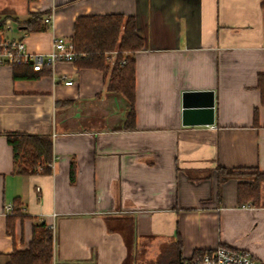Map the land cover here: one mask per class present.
<instances>
[{
	"label": "crops",
	"instance_id": "0c3cea01",
	"mask_svg": "<svg viewBox=\"0 0 264 264\" xmlns=\"http://www.w3.org/2000/svg\"><path fill=\"white\" fill-rule=\"evenodd\" d=\"M263 1L0 0V36L33 53L72 38L81 16L133 17L144 41L134 121L108 89L111 69L63 63L14 79L0 65V264L28 248L39 224L53 228V264H155L177 234L186 259L225 246L264 264V183L260 206L241 207V180L218 177L264 172ZM33 13L52 24L26 31ZM201 92L213 93V112L185 106L186 93ZM10 132L50 136L51 173H17Z\"/></svg>",
	"mask_w": 264,
	"mask_h": 264
},
{
	"label": "trees",
	"instance_id": "16d2710c",
	"mask_svg": "<svg viewBox=\"0 0 264 264\" xmlns=\"http://www.w3.org/2000/svg\"><path fill=\"white\" fill-rule=\"evenodd\" d=\"M264 8V1L262 4ZM45 13H33L29 21L24 23L26 31L45 29L41 26ZM2 23L0 24V29ZM1 37V36H0ZM77 54L74 64L78 68L97 69L106 75L111 69L108 89L121 94L128 102L129 120L135 119L136 100V61L134 55L144 47V41L137 31L133 17L123 15L81 16L74 24V35L71 38ZM117 52L114 64L110 63L109 54ZM42 72H34L32 67L24 65L13 66L14 79H36ZM258 89L261 92L264 105V74L258 77ZM257 115L255 114V119ZM7 142L13 150L14 163L17 173L29 175L36 173H51L53 163V141L50 136L31 135L10 132L6 134ZM219 183L230 178L241 181L238 184V205L259 207L261 203V185L264 183V172L229 170L220 168ZM76 179L74 165L71 167V183ZM15 214L7 218L8 229H13ZM183 240L177 234L175 240L158 256L155 264H200L204 256L211 251H195L193 256L186 259L182 255ZM54 235L46 224L35 225L33 238L28 248L23 251L15 250L8 264H53Z\"/></svg>",
	"mask_w": 264,
	"mask_h": 264
},
{
	"label": "built area",
	"instance_id": "2783aa9c",
	"mask_svg": "<svg viewBox=\"0 0 264 264\" xmlns=\"http://www.w3.org/2000/svg\"><path fill=\"white\" fill-rule=\"evenodd\" d=\"M45 24L51 25L53 16L44 19ZM77 54L71 38L56 37L52 49L48 53H33L28 50L26 41L11 40L0 37V65H24L32 67L34 72H42L45 67H55L58 64L74 63ZM117 58V52L109 54V60ZM115 60L112 64L115 63ZM110 62V63H111ZM73 81H66V86H72ZM245 207H251L249 205ZM8 210H12L9 207ZM51 230L52 226L49 227ZM200 264H263L250 252L238 251L225 246H219L214 251L207 253Z\"/></svg>",
	"mask_w": 264,
	"mask_h": 264
},
{
	"label": "water",
	"instance_id": "95a60500",
	"mask_svg": "<svg viewBox=\"0 0 264 264\" xmlns=\"http://www.w3.org/2000/svg\"><path fill=\"white\" fill-rule=\"evenodd\" d=\"M185 106H201V107H207L211 109L210 113L213 112V106H214V99H213V93L212 92H201V93H186L185 94ZM209 111H198L199 113H206L209 114ZM180 264H185L184 262H181Z\"/></svg>",
	"mask_w": 264,
	"mask_h": 264
},
{
	"label": "rangeland",
	"instance_id": "374dc122",
	"mask_svg": "<svg viewBox=\"0 0 264 264\" xmlns=\"http://www.w3.org/2000/svg\"><path fill=\"white\" fill-rule=\"evenodd\" d=\"M114 60H115V59H112V62H111V60H110L111 64L114 62Z\"/></svg>",
	"mask_w": 264,
	"mask_h": 264
}]
</instances>
